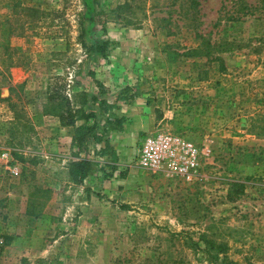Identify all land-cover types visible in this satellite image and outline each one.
I'll return each instance as SVG.
<instances>
[{
  "label": "rangeland",
  "instance_id": "rangeland-1",
  "mask_svg": "<svg viewBox=\"0 0 264 264\" xmlns=\"http://www.w3.org/2000/svg\"><path fill=\"white\" fill-rule=\"evenodd\" d=\"M263 1L98 0L115 46L90 58L82 0H0V264H264ZM90 89L125 118L115 183L72 174L57 111ZM155 129L200 148L192 178L137 163Z\"/></svg>",
  "mask_w": 264,
  "mask_h": 264
},
{
  "label": "trees",
  "instance_id": "trees-1",
  "mask_svg": "<svg viewBox=\"0 0 264 264\" xmlns=\"http://www.w3.org/2000/svg\"><path fill=\"white\" fill-rule=\"evenodd\" d=\"M97 1L82 0L84 6L83 18L86 19V23L81 26L78 38L90 58L99 56L106 58L108 57L109 50L115 46V41L109 36H103L96 32L97 23L100 24L103 30L105 29V22L101 19V15L97 9ZM190 3L195 5L198 3V0H190ZM256 5L251 2H243V6L240 9L228 11L226 18L227 20L237 19L241 17V14L252 12L250 8ZM262 6H264V1ZM87 72L93 74V71L90 69ZM99 94L93 89L84 91L81 94L79 102L74 105H71L70 101L66 98V103L64 102L61 110L57 111L60 123L69 125L73 129L72 145L77 146L78 151L74 154L76 158L72 160V174L79 181L86 179L96 169L101 171L100 174H106V167H110L111 170L113 168V164L109 160L102 162L90 157L88 153L85 155L80 154L81 149L84 148L85 143L90 138L101 143L95 150V154L100 155V157L110 156L111 160L116 159L115 148L111 146L110 139L105 137V134L109 128L117 127V129L121 130L125 118L115 113L114 108L117 103L114 98L109 99L107 95L102 97ZM118 98L122 99V96H118ZM95 103L97 105L93 107L92 105ZM99 115L102 116V123H100ZM78 121L80 123H77ZM3 244L0 243V250Z\"/></svg>",
  "mask_w": 264,
  "mask_h": 264
},
{
  "label": "built area",
  "instance_id": "built-area-1",
  "mask_svg": "<svg viewBox=\"0 0 264 264\" xmlns=\"http://www.w3.org/2000/svg\"><path fill=\"white\" fill-rule=\"evenodd\" d=\"M206 152L208 149H201ZM200 148L189 137L166 129H155L144 134L137 151V163L150 170L190 179L199 163Z\"/></svg>",
  "mask_w": 264,
  "mask_h": 264
},
{
  "label": "crops",
  "instance_id": "crops-1",
  "mask_svg": "<svg viewBox=\"0 0 264 264\" xmlns=\"http://www.w3.org/2000/svg\"><path fill=\"white\" fill-rule=\"evenodd\" d=\"M113 147L115 148V145H113ZM97 155V154H96ZM117 161H115V160H111V163L113 164V177H112V179L114 180V183H115V163H116ZM119 169H121V168H119ZM118 170V169H117Z\"/></svg>",
  "mask_w": 264,
  "mask_h": 264
}]
</instances>
